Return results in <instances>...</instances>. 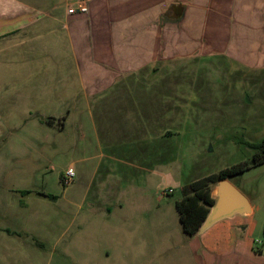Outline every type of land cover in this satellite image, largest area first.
<instances>
[{
	"label": "crops",
	"instance_id": "1",
	"mask_svg": "<svg viewBox=\"0 0 264 264\" xmlns=\"http://www.w3.org/2000/svg\"><path fill=\"white\" fill-rule=\"evenodd\" d=\"M79 5L87 12H68ZM206 58L252 71L253 85L264 81V0H0V124L8 120L12 130L10 120L32 119L27 135L33 141L28 138L23 146L29 149L37 121L52 134L44 144L56 145L53 137L60 135V148L77 151V162L87 167L79 171L82 181L108 177L117 185L91 196V187L83 189L81 198L94 202L80 220L81 239L99 238L87 234H97L90 223L100 220L103 210L107 219L119 217L116 224L101 221L113 243L130 248L136 233L130 216L142 211H127L122 201L143 195L157 169L173 162L178 148H164L163 140L178 133L173 130L180 115L178 64ZM5 145L0 144V160L20 153L13 144L2 149ZM129 183L134 185L129 191L119 188ZM250 215L201 227L188 236L190 243L200 240L192 250H226L236 232L245 234L235 218ZM16 222L0 212V264L15 263ZM144 231L138 230V238ZM119 260L133 264L126 256Z\"/></svg>",
	"mask_w": 264,
	"mask_h": 264
},
{
	"label": "rangeland",
	"instance_id": "2",
	"mask_svg": "<svg viewBox=\"0 0 264 264\" xmlns=\"http://www.w3.org/2000/svg\"><path fill=\"white\" fill-rule=\"evenodd\" d=\"M178 65L180 115L173 129L178 133L163 140L164 148L174 146L178 151L169 166L157 169L158 177L149 178L143 195L122 201L127 211H142L141 215L136 212L130 216L136 233L126 251L118 240L113 243L104 228L108 224L101 222L116 224L119 217L107 219L103 210L98 212L100 220L88 218L93 220V231H97L88 237L99 238L90 241L77 234L80 220L87 217L88 203L94 202L89 196L81 198L83 189L91 187V196L95 190L117 185L109 183L108 177L82 181L79 171H87V167L77 162L80 155L75 149L60 148V135L53 137L56 145L44 144L43 139H51L52 134L37 121L36 142L29 149L23 146L32 139L27 130L34 127L33 120H10L12 130L6 128L8 120L2 121L0 144H13L20 150L19 154H4L0 160V212L17 219L15 227L19 229L12 237L13 264H85L86 260L90 264H121L119 259L124 256L133 264H264V162L227 179L249 200L253 211L249 217L235 218L234 222L248 234L236 232L234 243L221 253L193 251L200 240L195 238L190 243L192 238L184 234L175 209L183 184L251 160L253 149L249 144L264 139V81L253 85L252 71L224 58L181 60ZM69 168L74 177L64 184ZM216 185L209 184L214 198ZM133 186L129 183L119 188L129 191ZM169 188L173 193L165 195ZM66 213L78 214V218L67 217ZM10 226L14 228V224ZM141 227L145 231L138 238ZM85 228L87 233L92 232L88 221ZM70 240L72 245L67 247Z\"/></svg>",
	"mask_w": 264,
	"mask_h": 264
},
{
	"label": "trees",
	"instance_id": "3",
	"mask_svg": "<svg viewBox=\"0 0 264 264\" xmlns=\"http://www.w3.org/2000/svg\"><path fill=\"white\" fill-rule=\"evenodd\" d=\"M42 122L51 123V120L45 119ZM249 147L253 149L250 161L237 163L219 171L217 174L204 177L182 187V197L175 201V209L185 235L192 236L197 233L211 208L215 205L216 199L211 194L210 183L217 184L264 162V139L257 144H249Z\"/></svg>",
	"mask_w": 264,
	"mask_h": 264
},
{
	"label": "water",
	"instance_id": "4",
	"mask_svg": "<svg viewBox=\"0 0 264 264\" xmlns=\"http://www.w3.org/2000/svg\"><path fill=\"white\" fill-rule=\"evenodd\" d=\"M215 205L211 208L202 228L234 215L251 214L249 200L240 193L227 179L217 183L215 189Z\"/></svg>",
	"mask_w": 264,
	"mask_h": 264
},
{
	"label": "built area",
	"instance_id": "5",
	"mask_svg": "<svg viewBox=\"0 0 264 264\" xmlns=\"http://www.w3.org/2000/svg\"><path fill=\"white\" fill-rule=\"evenodd\" d=\"M75 11H78L80 13H86L87 9H86V7L84 5H79L76 9L72 8V9L68 10V12L70 14L74 13ZM73 177H74V172H73V170L71 168H69L66 171V174H65L64 184H69V182L72 181ZM172 193H173V191L171 189H168V190L164 191L165 195L172 194Z\"/></svg>",
	"mask_w": 264,
	"mask_h": 264
}]
</instances>
